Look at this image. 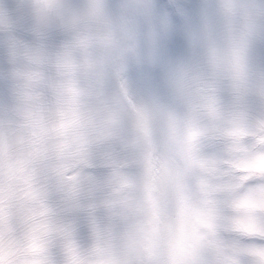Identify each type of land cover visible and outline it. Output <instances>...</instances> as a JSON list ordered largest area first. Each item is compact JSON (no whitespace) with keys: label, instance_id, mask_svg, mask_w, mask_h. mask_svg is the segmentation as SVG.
<instances>
[{"label":"clouds","instance_id":"obj_1","mask_svg":"<svg viewBox=\"0 0 264 264\" xmlns=\"http://www.w3.org/2000/svg\"><path fill=\"white\" fill-rule=\"evenodd\" d=\"M0 264H264V0H0Z\"/></svg>","mask_w":264,"mask_h":264}]
</instances>
